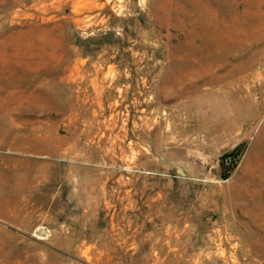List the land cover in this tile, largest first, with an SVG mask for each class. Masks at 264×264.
<instances>
[{
	"label": "rangeland",
	"instance_id": "obj_1",
	"mask_svg": "<svg viewBox=\"0 0 264 264\" xmlns=\"http://www.w3.org/2000/svg\"><path fill=\"white\" fill-rule=\"evenodd\" d=\"M0 264H264V0H0Z\"/></svg>",
	"mask_w": 264,
	"mask_h": 264
},
{
	"label": "trees",
	"instance_id": "obj_2",
	"mask_svg": "<svg viewBox=\"0 0 264 264\" xmlns=\"http://www.w3.org/2000/svg\"><path fill=\"white\" fill-rule=\"evenodd\" d=\"M244 144L245 143L239 144L234 150L226 152L221 156V165L223 166V169H226V171L224 170L223 178H228L230 171L237 166Z\"/></svg>",
	"mask_w": 264,
	"mask_h": 264
}]
</instances>
